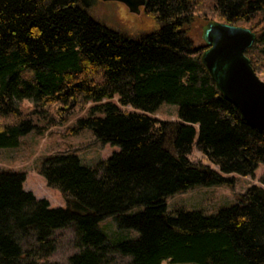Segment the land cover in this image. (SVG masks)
<instances>
[{
	"label": "trees",
	"instance_id": "trees-1",
	"mask_svg": "<svg viewBox=\"0 0 264 264\" xmlns=\"http://www.w3.org/2000/svg\"><path fill=\"white\" fill-rule=\"evenodd\" d=\"M146 2L159 29L132 38L92 16L93 0H0V117L15 119L0 122V148L18 147L33 130L43 135L79 109V129L120 147L94 168L70 153L46 159L40 172L65 208L26 191L25 173L1 172L0 264H58L50 261L55 233L68 227L76 248L69 264H264V173L262 186L214 216L171 215L166 202L233 185L227 175L253 176L264 164V131L219 91L202 59L210 45L189 36L196 18L205 30L218 21L250 28L256 39L246 55L264 74V0ZM163 103L180 107V121L150 116ZM195 144L210 165L191 158ZM135 207L144 209L128 215ZM109 216L139 237L108 242L98 224Z\"/></svg>",
	"mask_w": 264,
	"mask_h": 264
},
{
	"label": "rangeland",
	"instance_id": "rangeland-1",
	"mask_svg": "<svg viewBox=\"0 0 264 264\" xmlns=\"http://www.w3.org/2000/svg\"><path fill=\"white\" fill-rule=\"evenodd\" d=\"M93 4L92 16L106 27L122 34L124 33L129 37L135 38L159 29L156 21L145 12V7H140L138 12L133 13L125 3L93 0ZM205 25L206 22L201 18L194 20L189 33V36L194 41V46L206 45V41L203 38L206 31L204 29ZM258 75L261 80H264V74ZM114 102L118 103V98L114 99ZM22 105L24 112H26L27 109L29 111L32 109L33 103L23 101ZM91 105L89 104L87 108ZM127 108L129 109V107ZM57 110L58 107L56 106L52 113L59 118ZM179 110L180 107L176 104L163 103L150 116L159 121H180ZM84 117H86V111L79 109V111L77 110L76 113L69 116L68 120L63 124L49 126L43 135L33 130V132L21 137L18 147L10 149L0 148V173L11 171L25 173L26 180L23 185L26 191L33 193L39 199L49 201L52 208H65V198L60 189L52 188L46 184L40 172L46 159L70 153L76 155L83 165L94 168L100 163H105L113 154L120 151V147L117 145L103 144L92 130L79 129V120ZM14 120L12 116L9 118L0 117V122L3 123H9ZM34 121L41 127L47 126V121L38 118V116H34ZM197 138L198 136L195 140L196 143ZM191 158L194 160L201 159L210 165L207 158L200 151L198 152L196 144ZM212 167L218 170L215 165H212ZM263 173L264 164H261L253 176L227 175L234 178L233 185L201 186L189 189L186 192H179L167 198V213L177 215L176 212L179 210L185 212L199 211L207 216H214L220 210L237 204L238 195L244 194L250 187L262 186L261 178ZM143 209L144 207H135L131 209L128 215L140 213ZM98 227L105 234L108 242L114 244L139 237V232L135 229L119 228L118 220L114 216H109L100 221ZM74 239V228L68 227L57 230L55 233L57 250L50 257V261L58 264H69V257L76 251ZM127 262V258L121 257L116 258L114 264H128Z\"/></svg>",
	"mask_w": 264,
	"mask_h": 264
},
{
	"label": "water",
	"instance_id": "water-1",
	"mask_svg": "<svg viewBox=\"0 0 264 264\" xmlns=\"http://www.w3.org/2000/svg\"><path fill=\"white\" fill-rule=\"evenodd\" d=\"M102 1L125 3L133 13L147 4L146 0ZM204 35L210 48L202 59L219 91L252 127L264 131V80L246 55L254 46L256 33L248 27L218 22L208 25Z\"/></svg>",
	"mask_w": 264,
	"mask_h": 264
}]
</instances>
